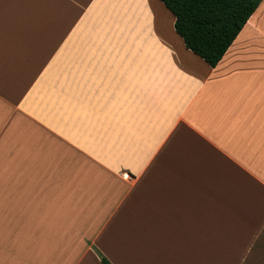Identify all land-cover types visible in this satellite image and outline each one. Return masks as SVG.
Wrapping results in <instances>:
<instances>
[{"label": "crops", "instance_id": "1", "mask_svg": "<svg viewBox=\"0 0 264 264\" xmlns=\"http://www.w3.org/2000/svg\"><path fill=\"white\" fill-rule=\"evenodd\" d=\"M161 0H0V264H264V0L216 67Z\"/></svg>", "mask_w": 264, "mask_h": 264}, {"label": "trees", "instance_id": "2", "mask_svg": "<svg viewBox=\"0 0 264 264\" xmlns=\"http://www.w3.org/2000/svg\"><path fill=\"white\" fill-rule=\"evenodd\" d=\"M187 49L216 67L262 0H161ZM103 264H112L99 253Z\"/></svg>", "mask_w": 264, "mask_h": 264}]
</instances>
